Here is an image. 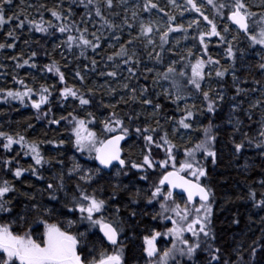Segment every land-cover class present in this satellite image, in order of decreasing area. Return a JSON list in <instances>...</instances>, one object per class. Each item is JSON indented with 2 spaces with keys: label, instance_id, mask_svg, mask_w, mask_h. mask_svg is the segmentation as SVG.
I'll list each match as a JSON object with an SVG mask.
<instances>
[{
  "label": "snow or ice",
  "instance_id": "obj_1",
  "mask_svg": "<svg viewBox=\"0 0 264 264\" xmlns=\"http://www.w3.org/2000/svg\"><path fill=\"white\" fill-rule=\"evenodd\" d=\"M127 3L128 0H57L49 7L44 3L37 6L26 3V0H20V4L14 7L15 0H0V31L6 25L14 23V27H9L5 33L6 41L11 42H0V50L15 49L16 42L21 39L18 30L22 32L26 26L28 33L35 32L48 36L59 33L62 37L66 36L59 45H54V49L64 47L69 52L78 49L77 59L80 57L88 59L86 52L89 49L99 55L105 44L107 49H115L106 56V61L110 62V65L104 64V69L110 67L111 70L99 69L100 61L94 57L90 61L91 68L84 65L83 72L77 68L74 79L79 80L81 87L69 86L59 62L52 60L39 70L57 77L58 83L62 85L59 89L56 84H41L38 89L34 88L25 82V78L15 74L12 80L20 86L19 88H0V102L18 101L22 106L30 104L37 113V120H46L49 126H60L62 122L69 125V140L76 151L82 155L87 153V158L95 160L99 165L95 168H87L74 156L68 157L66 164L61 158L65 153L60 150L66 143L62 138L30 140L21 133L13 135L0 131V149H3L4 153L0 157V173H3L0 177V215L14 216L10 223L0 224V264H17V262L18 264H126L125 252L129 244L138 237V229H147L151 233L143 235L142 256L139 259H143L144 264H264V215H261L258 221L260 235L247 248L244 247L243 242H237L236 247L231 249L225 258L224 251L215 244L212 207L214 193L211 187L203 183L202 178L208 175L204 160L211 159L213 165L217 162L218 152L215 144L218 126L209 119L207 125L197 129L203 133V137L190 147L187 145L192 143L191 138L185 142L184 159L179 161L178 167L176 155L178 145L172 139L180 134V129H193V124L200 116L208 118L206 114L214 115L220 104L228 103L230 105L228 122L233 129L232 135L240 134L239 141L231 140L234 154L238 155L248 147L259 150L261 157H264V11L260 13L251 11L245 0H184L183 5L178 4L176 0H168V4L177 10V14L165 12L167 21L161 30L157 21L149 19L146 22L140 17L139 2L133 6L129 17ZM119 7L124 8L125 16L121 23H115L108 17H118L120 13L114 9ZM208 7L212 10V18L205 14ZM257 7L264 8V0ZM29 8L36 9L39 20L31 16L28 12ZM153 9L163 11L154 0H143L144 13H148L151 17ZM9 10H12L11 14ZM78 11L79 21L74 19ZM45 12L49 13L50 19H45ZM185 13H195L197 16L190 19L187 26L183 23L174 24L177 15L182 18ZM200 17L206 22V26H202ZM96 18L99 20L98 26ZM217 18L225 21L222 31ZM80 24L84 27H80ZM89 24L95 31H89ZM125 29L128 30L127 39H124ZM189 29H192L191 39L199 41V51H193L196 47L193 44L192 48L184 49L185 54L180 56L179 61L171 59L163 70L158 69L156 65H163L165 62L164 53L167 51L173 56L176 55L174 49L181 43V38L177 37L173 40L170 34L182 33V39L187 40ZM134 30L136 35L132 34ZM230 32L233 35L232 39L228 40L227 34ZM241 33L246 37L247 49L237 47ZM154 34H159L158 44ZM89 36L91 39L88 38ZM213 37L218 38L220 44L227 45L225 56L231 61L227 66L221 65L220 60L215 59L210 53L209 40ZM24 43L28 44V40L25 39ZM170 43L172 47L166 48ZM137 44L142 45L143 52L136 47ZM149 48L152 51H148ZM157 48L159 51H156ZM248 49H251L258 59L244 65ZM144 54L153 62V67H147V63L141 59ZM37 55L36 51H31L28 58L19 54L11 56L10 59L16 61V69L25 67L38 69V64L34 62ZM61 56L63 58V52ZM103 59L104 57H101V60ZM238 60L245 71L243 78L238 74L240 71L237 66ZM142 64L145 65L144 79H148V74H153V86L161 89L156 96L163 95L165 100L175 105L172 115L165 112L158 99L150 96L148 87L140 85L137 89L130 83L133 79H139L140 73L137 70ZM253 69L259 73L260 79L256 78ZM89 72L97 73L99 77L104 78V83L93 81L91 87H84ZM123 72L127 75L121 82L120 76ZM248 74H252L250 81L252 86L241 87L242 83H249ZM227 75H231V86L235 89L231 97L225 92ZM32 79L35 82L36 77L32 76ZM213 80L217 87H213L211 83ZM162 82H167L169 87H164ZM206 82H208L207 87H205ZM57 91L56 106L66 108L70 101L74 105L71 111L59 117L53 111L52 99ZM256 92H259L260 96L249 102L247 109L243 108L248 97ZM105 96L109 98L107 101L104 99ZM117 96L119 99H115ZM200 97L202 100L197 104L196 100ZM93 104L97 105L103 117L99 120L102 125L101 133L90 127L98 122L96 113L87 110ZM135 104H139L143 110L128 111L124 115L118 111L119 105L131 107ZM45 106L47 111H44ZM148 108L151 109L150 112ZM257 108L262 109L260 119L255 121L259 127L254 135H250L243 130L244 121L238 114L242 112L249 121H252V112ZM79 112H85V116L82 118ZM162 113L165 123L171 126V133L165 124L161 123ZM176 114H179L178 118ZM142 116L149 122L142 123ZM28 127L34 126L29 124ZM133 135L137 140L142 138L144 141L140 160L131 159V153L129 157L123 154L121 142H126ZM46 144L51 145V151H55L57 155L46 156L41 147ZM13 145H18V149H14ZM153 148L164 151L165 158L154 160ZM13 152L15 155H12ZM201 155L203 160L200 158ZM28 157L31 158V163L25 167L21 161ZM169 164L171 171L167 170ZM54 166H58L59 171L52 173L47 179L46 188L41 191L48 193L49 201L57 203L60 202L59 194L63 193V198L67 201L63 207L70 213H80L78 222H86L88 225L85 232H70L68 229L77 223L71 219L66 221L67 228L49 222L48 217L55 209L36 202L34 195L22 193L31 203H24L23 207L16 211L17 205L13 202L16 198L12 196L18 191L16 182L22 181L26 173L37 181H45L43 171L51 170ZM156 168L163 169L164 172L158 183L151 184L149 189L137 188L133 193L129 190L128 184H123L119 180L121 176L127 177L131 173L138 181H148L149 170ZM243 168L246 171L249 164L246 162ZM112 169L115 171L112 172ZM104 170H109V173L116 178V183H110V193L107 198L103 195L105 192L103 185L93 187L91 192L88 191V188L105 174ZM8 174H11L12 179L6 178ZM69 180L74 190H69L67 183ZM256 183L262 189L259 198H257V190L249 187L247 199L251 201L254 209L264 212V177ZM28 186L32 187L31 183ZM175 189H180L181 192L174 194ZM123 192H128V203L124 205L128 212L126 217L121 216V208L118 206ZM176 195L183 200V205L177 202ZM141 199L145 201L146 208L159 204V211L151 214V220L159 219L161 223L170 221L171 227L165 225V231L161 232L156 230L155 226L145 224L143 218L149 213L145 210L138 214L137 209L132 207ZM109 203L117 206L114 207L111 216H105L104 212ZM17 222L21 227L27 225L28 230L23 234L14 233L11 225ZM238 222L232 221V223ZM41 226L42 234L34 238L33 233ZM97 228L102 236L89 247L88 232ZM160 238L171 244L162 252L157 247ZM105 241L107 245L112 246V252L108 251ZM81 245L87 249V255L80 251ZM245 252L248 253V259H245ZM201 254H204L203 260L200 259ZM89 256L91 259L88 258ZM233 256L235 259L232 258Z\"/></svg>",
  "mask_w": 264,
  "mask_h": 264
},
{
  "label": "trees",
  "instance_id": "obj_2",
  "mask_svg": "<svg viewBox=\"0 0 264 264\" xmlns=\"http://www.w3.org/2000/svg\"><path fill=\"white\" fill-rule=\"evenodd\" d=\"M17 1V0H15ZM27 3L37 5L40 3L47 4L51 7L54 3L53 0H26ZM67 5H65L66 7ZM14 10V9H13ZM12 10H9V14H11ZM28 12L33 15V17L39 20V14L37 13L35 8L28 9ZM212 15V12H211ZM45 19H50L49 13H44ZM77 21H79V11L77 15L74 17ZM97 19V24L99 25V20ZM9 27H14V23L12 25H6L2 31H0V42H11L10 40L6 41L5 33L8 31ZM18 34L21 36V39L16 42L15 49H3L0 50V88H19V85H16L13 80V74L17 75L18 77L25 78V82L33 86L34 88H39L41 84H56L57 89L62 87L58 83V78L53 76L51 73L41 72L39 69H42L45 64L51 63L52 60L59 62L61 66V71L65 73L67 83L69 86L76 85L77 87H81L80 82L78 79H74V74L77 68H79L82 72L84 70V65H88L91 68V59L95 57L98 61H100L99 69H104V64L109 63L106 61V55H98L95 56V53L89 49L86 52L88 59H84L83 57H79V50L74 49L72 52H69L66 48L60 47L61 52L58 54L57 49H54L55 44L59 45L62 39H66V36L62 37L59 33H55L54 36H48L41 33H28L27 26L24 28L22 32L18 30ZM28 40V44L24 43V40ZM38 41V42H36ZM192 42V41H190ZM193 44L196 45L194 51H199V42L193 41ZM136 47L140 48L141 45L137 44ZM218 47L221 52L225 55V48L227 47L225 44H218ZM247 47V46H246ZM258 47V46H257ZM212 49V46L209 45V50ZM248 48V47H247ZM31 51H36L38 53L35 61L38 64V69H28L27 67L16 69L15 64L16 61L10 59L13 55L23 54L24 58H28L31 54ZM63 52L64 56L62 58L61 53ZM143 52V50H141ZM47 53V55L45 54ZM211 53V52H210ZM101 57H104L101 60ZM206 58V57H205ZM252 58H246L244 60V65L248 63V60ZM255 61V60H252ZM231 62V61H230ZM161 66V65H159ZM237 66L240 68L239 75L243 78L245 76V71L242 67H240L238 61ZM98 69V70H99ZM162 70V68H161ZM140 73L139 79H133L130 83L134 86L138 87L140 85H144L148 87L149 94L153 99H158L161 103L162 107H164L165 112L168 115H172L175 109V105L170 104L167 100H165L163 95L159 97L156 96V93L153 89L151 80L144 79V75L142 74L140 68L137 70ZM253 73H255L256 78L260 79L259 73L253 69ZM32 76H35V82H33ZM88 76H92L93 78L98 77L97 73H88ZM94 80V79H93ZM232 78L229 75L225 78V92L227 96L231 97L233 95V90H231ZM249 83H242L240 86L244 88L251 87L250 81L252 80V74H248ZM167 87L169 84L167 82H162ZM213 87H217L215 80L211 82ZM92 84L89 81V77L87 80V84L84 87H91ZM258 92L252 94L248 97V100L243 104V108H248V101L253 100V96H258ZM58 96V91L53 95V111L57 117L61 114L66 115L68 111H71L73 106L71 101L69 102L68 107L60 108L55 105V97ZM35 98V97H34ZM202 98V97H200ZM106 100V98L104 97ZM109 99V98H108ZM107 99V100H108ZM115 99H119L115 98ZM106 100V101H107ZM113 102H115L113 100ZM229 109L230 105L228 103H223L218 106V110L216 114H206L208 118L204 116H200L198 118L200 125L197 126L195 129L188 130L190 133L189 138H191V144L187 146H193L196 142H198L203 137V133L201 131H197L201 126H205L209 123V119L213 121L215 125L218 126L219 131L217 132V141L215 144V149L218 152V158L215 165L212 164L211 159L204 160V164L206 170L208 172L207 177L202 178L204 184L208 185L212 188L214 193V202H213V231L216 235L215 244L219 246L225 253V258H227V254L231 251V249L236 247L237 242H243L244 247L247 248L249 244L252 243L254 239H256L260 235V224L258 223L259 217L264 215V212H260L252 207L251 201L247 199V194L249 191V187L255 188L257 190V198H259V193L262 190L260 185L256 183V181L260 180L264 177V157H261L260 151L255 148H248L246 147L242 152L238 155L234 154V149L231 143V140L239 141L240 134L236 133L232 135L233 129L230 123H228L229 118ZM88 111H93L97 115V123L91 125L90 127L93 128L97 133H101L102 125L99 123V120L103 119L100 115V110L98 109L96 104H93L91 107L87 109ZM142 111L143 109L139 104L132 105L131 107L125 105H119L118 111H120L121 115H124L125 112L128 111ZM44 111H47V107H44ZM151 109L148 108V112ZM105 115L107 112L105 111ZM79 115L83 118L85 116V112H79ZM146 115V114H145ZM177 118L179 114H176ZM241 119L244 121V128L243 130L249 132L250 135H254L256 129L259 127L255 121H258L261 116V112L254 109L252 112L253 120L249 121L247 116H245L242 112L238 114ZM37 113L34 109L31 108L30 104L28 106H22L19 104L18 101H11L10 103H3L0 102V131H4L9 134L15 135L16 133H21L26 135L30 140L33 138H43V139H50V138H57V139H64L66 141L63 149L60 151L64 152L65 155L61 157L65 160L66 164L68 163V157H75L76 160L84 165L87 168H95L93 161L86 160L88 159L87 155L84 153L83 155L76 151L75 147L72 145L71 141L69 140L70 137V126L66 123L62 122L60 126H49L46 120H37L36 119ZM164 113L161 114V123L165 124V127L170 133V125L166 124L163 119ZM141 122H149L145 120V117H141ZM32 124L34 127L29 128L28 125ZM189 138L186 140L188 141ZM178 145L176 149L177 155V167L179 166V161L184 159V145L175 142ZM144 145L143 139L137 140V138L133 135L131 139H128L124 145V156L129 157L131 153V159L140 160L142 159L141 151ZM18 145H13L14 149H18ZM42 150L46 156L52 155L55 156L57 153L55 151H51V145H42ZM129 148V150L127 149ZM4 155L3 149H0V157ZM15 155V152L12 153ZM152 156L154 160H162L165 158L164 151L160 149L153 148L152 149ZM200 158L203 160V156L201 155ZM249 164V168L245 171L243 165L245 163ZM21 163L27 167L29 163H31V158L28 157L21 161ZM168 171L172 170L171 164L167 169ZM59 167L54 166L51 170H44L43 175L45 176V181H37L34 177L30 176L29 174H25L22 181L16 182V187L18 191L13 193L16 199L13 201L14 204L17 205L16 211H19L24 203H31L30 201L26 200V197L22 193H27L29 195H34L36 202L42 203L44 206L49 208H54L52 215L48 217L49 222L51 223H58L61 227L67 228L66 221L71 219L73 221H77L72 228L68 229L72 233L77 232H85L88 229V225L86 222L79 223L80 213H70L68 212L67 208L63 207L67 201L63 198V193H60V202L57 203L56 201H49L48 200V193L41 191V189L46 188L47 179L52 175L53 172H58ZM164 170L156 168L155 170H149V179L148 181H138L135 177L130 173L129 176L124 177L121 176L119 179L123 184L129 185V190L131 192H135L137 188L141 190L149 189L150 185L153 183H158L159 179L163 175ZM3 176V173H0V177ZM8 179H12L11 174H8ZM190 178V177H189ZM132 181V183H130ZM29 183H31L32 187H29ZM69 190H74V186L72 182L69 180L68 182ZM110 183H116V178H112L111 174H104L101 179H99L96 183H94L91 187L88 188V191L91 192L93 187H98L99 185H103L105 188L104 198H107V195L110 193ZM150 194V192H149ZM100 195V193H97ZM128 203V192L121 193L119 207L121 208V216L126 217L128 215L127 210L125 209L124 205ZM183 205V204H182ZM117 205H113L109 203L108 207L106 208L104 215L111 216L114 207ZM132 207L136 208L139 213L143 211H147L149 213L148 216L144 217V223L155 226L156 230L158 231H165V225L171 227L170 221H161L158 219L156 221L151 220V214L154 211H159V207L157 204L152 206H148L146 208L145 201L141 199L137 205H133ZM14 219V216L10 217L6 214L0 215V224L11 222ZM233 220L239 221L238 223H232ZM253 221H256L255 223ZM11 230L14 233L23 234L25 231L28 230L27 225L21 227L19 222L14 223L11 225ZM138 237L129 244L128 249L125 252V260L126 264H137L139 260V264H144L143 259H139L142 256V247H143V235H150V231L147 229L140 230L138 229ZM43 228L42 226L33 233L34 238L38 234H42ZM95 233V234H93ZM100 237L98 233V228L90 230L88 232V243L89 247L92 246V243L97 241V238ZM106 245V244H105ZM170 247V242H166L164 238H160L158 240L157 247L162 252L165 247ZM109 252H112V248L107 246ZM162 247V248H161ZM80 251L87 255V249L81 245ZM245 259H248V253H244ZM91 259V256L88 257ZM159 258V257H158ZM235 259V257H232ZM146 259V257H145ZM201 260L204 259V254H201ZM18 264V262H17Z\"/></svg>",
  "mask_w": 264,
  "mask_h": 264
},
{
  "label": "rangeland",
  "instance_id": "obj_3",
  "mask_svg": "<svg viewBox=\"0 0 264 264\" xmlns=\"http://www.w3.org/2000/svg\"><path fill=\"white\" fill-rule=\"evenodd\" d=\"M56 2H57V0H53V3H56ZM138 2L140 4V8H141L140 17L142 19H144L146 22L149 19H152L154 21H157L158 22V26L161 27V30H163V26L165 25V22L167 21V16H165L164 13L165 12H169L170 14H177V10L168 4V0H154V2H156L158 4L159 9H162L163 11H158L157 9H153L152 10L151 17L149 16L148 13H144L142 11V8H143V0H128V3L126 5V7L129 9V12H128V16L129 17L131 16V10L133 9V6L136 5ZM176 2L178 4H181V5L184 4V0H176ZM261 2H262V0H245V3H247L250 6V10L253 11V12H256V13H260L261 11H264V8L257 7V5H260ZM26 3H27V1H26ZM18 4H20V0L15 1L14 7H15V5H18ZM114 10L115 11H118L120 13V15L118 17H111V16H109L108 18L111 19V20H114L115 23H121L123 17L125 16L124 8L123 7H119V8L114 9ZM211 12H212V10H211L210 7L206 8L205 14L209 15L210 18H212ZM105 15H107V13H105ZM31 16L33 17V15H31ZM196 16H197V14H195V13H185L182 18L179 15H177V19L174 22V24L175 23H183L185 26H187L188 21L190 19L196 18ZM199 19L202 22V26H206V22H203L202 17H200ZM217 22H218V25H219L220 30L222 31L223 25H224L225 21H221V20H219V18H217ZM97 26H98V24H97ZM80 27H84V25L83 24H80ZM88 27H89V31L90 32L91 31H95V29L91 26V24H89ZM232 28L235 29L233 26H232ZM137 30H138V23H137ZM127 32H128V30L125 29L124 39H127L128 38L127 37ZM107 34H108L107 33V30H105V35H107ZM132 34L133 35H136V31L134 30ZM170 35L172 36L173 40H175L177 37L181 38V43H180V45L178 47H176L174 49L176 55L173 56L171 52H167V51L164 53V55H165V62H164V64L161 65V66L156 65V67L158 69H160V70H161V68L163 70V68L167 66V63H170L171 62V59H175V60L179 61L180 60V56L185 54L184 53V49H186V48H192L193 47V43H192L193 40L191 39L192 29H189V39H187V40L182 39V36H183L182 33H174V34H170ZM232 35H233L232 32H230L229 34H227V39L228 40H231L232 39ZM88 38L91 39V36H89ZM154 39L156 40V42L158 44L159 43V34H154ZM190 41H192V42H190ZM197 42H199L198 39H197ZM218 44H220L219 41H218V38L213 37V38H211L209 40V45L212 46V49L210 48L211 55L215 59H219L220 62H221V65L227 66L231 62L226 58V56L224 55V53L220 51V49L218 47ZM55 45H57V44H55ZM246 46L248 47V44H247V41H246V37H244V35L241 34L240 35V42L237 45V47H241V48H246L247 49ZM117 47H118V45H117ZM171 47H172V43H170L169 45H166V48H171ZM56 49L58 51V54H60L61 48L60 47H57ZM104 49H107V44L104 45ZM104 49H102L100 51V54H99L100 56H102V55L103 56L104 55L107 56L108 54H111V52L115 50V49H107V51H105ZM193 49H195V48H193ZM141 50H143L142 47H141ZM148 51H152V49L149 48ZM156 51H159V48H157ZM194 52H197V51H194ZM95 56H98V55L95 54ZM237 56H239V53H237ZM246 58H252V59L248 60V62L249 61H252V60L258 59L255 56V53L251 49H248V51L246 52L245 59ZM141 59L144 60L147 63V67H153V62L148 60V57H147L146 54L142 55ZM193 59H194V57H193ZM238 63L240 65V67H242L241 62L239 60H238ZM144 66H145L144 64H142L140 66V70H141V72H142L143 75H144V71H143L144 70ZM177 66L179 67V64ZM107 70H111V68L109 67ZM126 75H127L126 72L121 73V76H120V81L121 82H123V78ZM152 75L153 74H151V73L148 74V78L151 80V83H152ZM88 77H89V81L90 82L92 80V84H93V81H96L97 83H100V84L104 83V78H101L99 76L98 77H95V78H93L92 76L91 77L88 76ZM229 77H231V75H229ZM92 84L90 86H92ZM113 84H114V86H116L115 85V82H113ZM152 86H153V84H152ZM163 86L164 87H167L164 83H163ZM207 86H208V82L205 83V87H207ZM230 87H231V90H233V94H234L235 89L231 86V84H230ZM153 89H154L155 92L161 91V89L159 87H154L153 86ZM121 94L123 95L124 93H121ZM257 95L258 96H253V100L252 101H254L257 97H259L260 96V93L258 92ZM105 98H106V100L108 99L107 96H105ZM116 98H118V96ZM201 100H202V98H198L196 100V103L197 104H200V101ZM249 102H251V101H248L247 103H249ZM189 103H192V101H189ZM256 110H258L259 112L262 111L261 108H257ZM227 121H229V118H228ZM199 125H200V123H199V120L197 119L196 122L193 124V129H195ZM170 133H171V126H170ZM189 135H190V133L188 132V130L180 129V134H178L177 136L173 137L172 139L175 140V142L177 141V142L183 144L189 138ZM181 136H183V139H181ZM127 149L129 150V148H127ZM85 154L88 156L87 153H85ZM86 160H89V159H86ZM91 161H93V160H91ZM114 171H115V169L112 170V172H114ZM112 178L115 179V177H113V176H112ZM119 179H121V177ZM176 200H177L178 203H181V205L183 204V200H181L180 198L179 199L176 198ZM157 205L159 207V204H157ZM156 259L157 260L159 259L158 256L156 257Z\"/></svg>",
  "mask_w": 264,
  "mask_h": 264
},
{
  "label": "water",
  "instance_id": "obj_4",
  "mask_svg": "<svg viewBox=\"0 0 264 264\" xmlns=\"http://www.w3.org/2000/svg\"><path fill=\"white\" fill-rule=\"evenodd\" d=\"M229 23H230V22H229ZM232 26L235 28L234 25H232ZM241 34H243V33H241ZM121 143H122V145H123L124 141H122ZM94 165H95L96 167L99 166V165H98V162H96L95 160H94ZM104 172H105L106 174H109V170H104ZM165 189H166V186H165ZM180 192H181L180 189H175V190H174V194H179ZM177 196H179V195H177ZM184 199H186V196L184 197ZM197 199H198V198H197ZM98 232H99V230H98ZM99 235L102 236V234H100V233H99ZM105 244L107 245V242H106V241H105ZM107 246H109V247L112 248L111 245H107Z\"/></svg>",
  "mask_w": 264,
  "mask_h": 264
},
{
  "label": "flooded vegetation",
  "instance_id": "obj_5",
  "mask_svg": "<svg viewBox=\"0 0 264 264\" xmlns=\"http://www.w3.org/2000/svg\"><path fill=\"white\" fill-rule=\"evenodd\" d=\"M176 198H178V197H176ZM179 199V198H178Z\"/></svg>",
  "mask_w": 264,
  "mask_h": 264
}]
</instances>
